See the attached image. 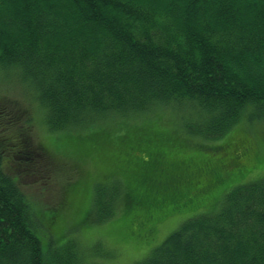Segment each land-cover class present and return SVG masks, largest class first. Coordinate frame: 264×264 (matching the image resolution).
I'll return each instance as SVG.
<instances>
[{
  "label": "trees",
  "instance_id": "1",
  "mask_svg": "<svg viewBox=\"0 0 264 264\" xmlns=\"http://www.w3.org/2000/svg\"><path fill=\"white\" fill-rule=\"evenodd\" d=\"M166 110L202 142L186 150L137 123ZM37 118L50 133H84L67 134L73 163L106 178L89 196V182H72L47 225L19 173L46 185L81 172L35 142ZM242 121L264 124V0H0V264H101L59 253L57 212L81 213L75 231L121 201L126 239L149 242L156 224L185 217L131 264H264V135L228 137Z\"/></svg>",
  "mask_w": 264,
  "mask_h": 264
},
{
  "label": "rangeland",
  "instance_id": "2",
  "mask_svg": "<svg viewBox=\"0 0 264 264\" xmlns=\"http://www.w3.org/2000/svg\"><path fill=\"white\" fill-rule=\"evenodd\" d=\"M177 118L175 112L172 110H166L160 113L154 112V114L148 115L146 119H142L137 123L142 124V126L147 125L155 129L165 130L166 133H168L167 136H170L168 138L178 136L181 140L186 142V150L189 149L188 146H195V142H202V140H196L187 135L183 130V133L180 132L178 130V124L180 122ZM39 122H41L40 119ZM39 122L37 118L33 128L35 142L47 148L51 154L56 155L58 159L57 165L65 170V172H67L68 167L72 170L76 169L77 166L73 163L75 162V158L71 148L77 142H67L66 140L69 138L67 134H69L71 138H76L79 134L83 135L84 133H50ZM106 124H110L113 132L117 134L118 127L122 126L123 122L122 120H115ZM106 124L101 126H105ZM248 129L251 135H264V124H249L246 121H242L229 132L230 134H228V137L236 131H248ZM215 144L216 142L214 141H205V145ZM17 151L18 150L3 149L1 153L2 160H6L8 164H11V162H19L17 158H14V156L17 155ZM13 166L17 165L15 164ZM259 167L262 168L264 166L260 165ZM97 170L98 168L90 160L88 164L80 166V169L77 172L81 173L76 175L74 179H69V177L65 175L62 177H56L53 182L47 183L46 185H41L39 180L30 179L26 176L24 171L19 173V175H22L23 183L25 184L27 192L38 202L39 209H41L44 221L47 225L50 217V213L48 212L50 210H48V207L57 205L65 198L63 192L72 182L77 181L80 184L81 182L86 181L87 183L80 184L82 190H84V187L88 186L89 182V189L87 188L89 196L90 189L95 185V182L106 180L104 176L97 174ZM258 172V170H255L252 172V175L255 176ZM72 174L74 175V173ZM107 186L111 189H114L115 187V185ZM107 186L104 188L107 189ZM119 197L120 193L117 192L116 198ZM123 208V202L121 201L116 209L115 216L112 219L104 223L93 224L88 227L85 226L75 231L70 230V226L74 225L76 217L81 213L72 207H68L67 210L61 214L57 212L60 218L59 220H56L58 223L56 228L59 229L62 227L64 232V239L60 240V244L56 246L59 253L64 254V252H71L75 256L83 255L86 261L98 260L97 262H100L101 264H131L132 262L139 261L147 256L152 248L154 249L159 246L160 243L167 238V236L173 232L185 218L183 214L174 215L159 222L155 226V235L152 236V239L149 242L143 241L137 237L126 239V235L123 236L122 225H120V223L117 227L115 225L124 214ZM105 209L106 207L103 206L102 203H96L95 211H97L99 220L103 216H106L107 213H104ZM40 235L43 239H48L50 237L49 232L46 230L40 233ZM103 260L105 263H102Z\"/></svg>",
  "mask_w": 264,
  "mask_h": 264
}]
</instances>
